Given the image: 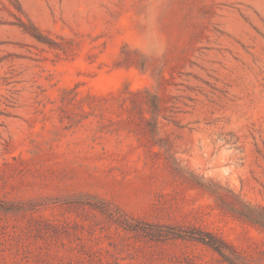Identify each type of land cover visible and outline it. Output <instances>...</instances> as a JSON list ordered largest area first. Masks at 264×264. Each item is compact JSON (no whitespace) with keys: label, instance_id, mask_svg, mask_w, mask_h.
<instances>
[{"label":"rangeland","instance_id":"374dc122","mask_svg":"<svg viewBox=\"0 0 264 264\" xmlns=\"http://www.w3.org/2000/svg\"><path fill=\"white\" fill-rule=\"evenodd\" d=\"M244 203L264 0H0V264H264Z\"/></svg>","mask_w":264,"mask_h":264},{"label":"trees","instance_id":"16d2710c","mask_svg":"<svg viewBox=\"0 0 264 264\" xmlns=\"http://www.w3.org/2000/svg\"><path fill=\"white\" fill-rule=\"evenodd\" d=\"M31 25V30L30 32H27L26 28H25V24L21 23L20 27L23 28L24 31H26V33H28L30 36H32L34 39H36L38 42L41 43H47L46 38L34 27ZM132 96H137L139 94L138 93H131ZM150 112L153 115L154 118V128L156 129V118L159 115V112L161 110V104H160V100L159 97L157 95H152L151 96V100H150ZM244 209L246 210V212H244L243 214H240L242 217L248 219V221L258 224L259 226H261L264 229V211L262 209H259L257 207L251 206L249 204L244 203L243 204ZM196 239L195 241L200 242L202 244H205L206 246H208L209 248L213 249L215 252H217L222 258H225L224 255V247H227L226 244L222 241H220L219 239L215 238L212 235H208L205 238H194Z\"/></svg>","mask_w":264,"mask_h":264}]
</instances>
